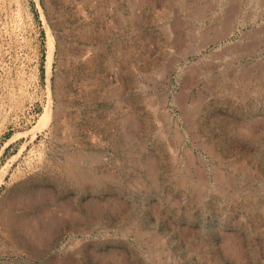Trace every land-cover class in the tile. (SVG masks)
I'll use <instances>...</instances> for the list:
<instances>
[{"label": "rangeland", "instance_id": "1", "mask_svg": "<svg viewBox=\"0 0 264 264\" xmlns=\"http://www.w3.org/2000/svg\"><path fill=\"white\" fill-rule=\"evenodd\" d=\"M0 264H264V0H0Z\"/></svg>", "mask_w": 264, "mask_h": 264}, {"label": "bare ground", "instance_id": "2", "mask_svg": "<svg viewBox=\"0 0 264 264\" xmlns=\"http://www.w3.org/2000/svg\"><path fill=\"white\" fill-rule=\"evenodd\" d=\"M211 8V7H210ZM208 19V18H207ZM206 32V31H205ZM214 41V40H213ZM186 108V107H185ZM48 111V110H47ZM49 113V112H48ZM183 113V112H182ZM123 118V117H122ZM133 119V118H132ZM112 121V120H111ZM177 146V145H176ZM183 166V165H182ZM222 176V175H221ZM202 177H204V176H202ZM222 178V177H221ZM230 180V179H229ZM200 181H202L201 179H200ZM230 182V181H229ZM216 184V183H215ZM221 186V185H220ZM228 186V185H227ZM226 188V187H225Z\"/></svg>", "mask_w": 264, "mask_h": 264}]
</instances>
